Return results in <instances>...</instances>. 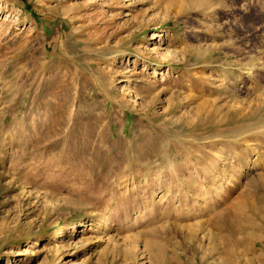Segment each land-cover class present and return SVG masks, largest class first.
I'll list each match as a JSON object with an SVG mask.
<instances>
[{
    "label": "rangeland",
    "instance_id": "374dc122",
    "mask_svg": "<svg viewBox=\"0 0 264 264\" xmlns=\"http://www.w3.org/2000/svg\"><path fill=\"white\" fill-rule=\"evenodd\" d=\"M261 175L264 0H0V264H264Z\"/></svg>",
    "mask_w": 264,
    "mask_h": 264
},
{
    "label": "bare ground",
    "instance_id": "6f19581e",
    "mask_svg": "<svg viewBox=\"0 0 264 264\" xmlns=\"http://www.w3.org/2000/svg\"><path fill=\"white\" fill-rule=\"evenodd\" d=\"M162 35L164 36V33L161 31L158 37L162 38L163 37ZM165 57H169V56H165ZM181 164L184 165L185 163L182 162ZM181 164L179 165L181 166ZM248 186H256V188L259 189V196H258L259 202L258 204L251 203L252 216L250 215V216H247V218H245L248 222L250 229L244 232V241L248 243L245 249L246 252H244V255L248 253V250L251 252H256V247L258 246H259L258 249L264 250V175H261L257 179L250 180ZM209 224L211 225V227L216 229L217 235L215 234L214 235L216 236V238L219 239V242H220L219 247L218 246L214 247L216 254L219 255L221 253V250L222 251L228 250L229 243H227V240H229V236H231L230 241H232V243L240 241L241 238L237 237L235 234L239 233L241 226L238 223L234 215H231L230 213H227L224 210L219 209L215 212H212L210 220H209ZM81 226L82 227L85 226V223L79 221L78 223L72 224L70 228H67L65 226H59L58 228H56L54 232V236L61 237L66 232L71 233V234L77 233L78 231H80L79 227ZM244 229H245V226H244ZM154 245L156 244L151 243L150 246L148 244L150 249L153 248ZM156 246L158 247V245ZM156 246L153 249V254H151L154 256V259L161 258V254L163 253L162 248L160 246L157 248ZM231 254H232V251L230 250L229 254L227 255L228 261H226V258L223 260H217V261L220 262V264H233L230 260ZM251 256H249V259H251ZM201 257L204 258L205 254L201 255ZM246 259H248V257Z\"/></svg>",
    "mask_w": 264,
    "mask_h": 264
}]
</instances>
